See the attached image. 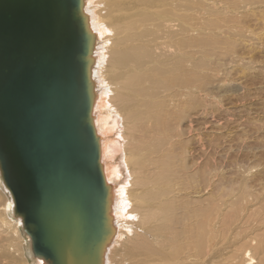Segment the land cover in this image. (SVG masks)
<instances>
[{"label":"bare ground","instance_id":"6f19581e","mask_svg":"<svg viewBox=\"0 0 264 264\" xmlns=\"http://www.w3.org/2000/svg\"><path fill=\"white\" fill-rule=\"evenodd\" d=\"M262 3L83 0L95 38L92 115L112 191L103 264H264V197L223 186L206 159L189 165L179 135L185 109L231 90L224 65L238 44L228 30L246 29ZM0 240L3 258L47 264L31 253L2 179Z\"/></svg>","mask_w":264,"mask_h":264},{"label":"water","instance_id":"95a60500","mask_svg":"<svg viewBox=\"0 0 264 264\" xmlns=\"http://www.w3.org/2000/svg\"><path fill=\"white\" fill-rule=\"evenodd\" d=\"M82 4L0 0V176L47 264H103L114 232Z\"/></svg>","mask_w":264,"mask_h":264},{"label":"rangeland","instance_id":"374dc122","mask_svg":"<svg viewBox=\"0 0 264 264\" xmlns=\"http://www.w3.org/2000/svg\"><path fill=\"white\" fill-rule=\"evenodd\" d=\"M263 7L264 3L244 17L246 29H241L240 32L235 31V28L228 30L235 35L234 39L238 44L235 52L240 56L239 58L235 54L233 61L224 65H227V85L231 84V90L222 92L224 96H221L220 102L201 100L202 105L199 102L198 108L196 105L185 109L181 123L182 133L179 134L182 145L186 146L189 165L197 159L204 163L206 159L205 163L208 162L214 168L217 178L223 179L220 182L223 186L237 190L235 188L238 185L243 187L246 184L247 189L258 193L257 197L260 195L257 201L264 197ZM201 20L197 16L189 24H200ZM218 89L214 92L224 91V88L221 91ZM21 237L22 245L25 246L27 237L22 232ZM2 244L5 243L2 241L0 245ZM26 254L24 257L28 262ZM15 255L19 258V255ZM118 258H115L116 264H120ZM0 264L15 263L10 258L0 256Z\"/></svg>","mask_w":264,"mask_h":264}]
</instances>
